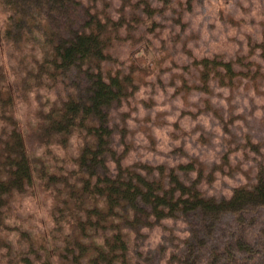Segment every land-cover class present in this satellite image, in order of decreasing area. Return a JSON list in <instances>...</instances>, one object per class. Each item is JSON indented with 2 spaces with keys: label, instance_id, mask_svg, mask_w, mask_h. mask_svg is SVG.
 I'll use <instances>...</instances> for the list:
<instances>
[{
  "label": "trees",
  "instance_id": "16d2710c",
  "mask_svg": "<svg viewBox=\"0 0 264 264\" xmlns=\"http://www.w3.org/2000/svg\"><path fill=\"white\" fill-rule=\"evenodd\" d=\"M195 1L0 0V264H264L259 141L246 133L226 149L223 158L251 153L256 166L219 195L206 188L218 169L196 157L133 155L136 133L147 143L155 126L128 125V115L155 76L167 73L181 109L210 84L231 96L264 83V28L218 0L213 17L234 32L228 38L241 29L243 44L195 51L185 44L194 34L179 36ZM259 4L252 13L262 23ZM168 11L176 31L158 21ZM32 200L44 221L28 225L17 213Z\"/></svg>",
  "mask_w": 264,
  "mask_h": 264
},
{
  "label": "rangeland",
  "instance_id": "374dc122",
  "mask_svg": "<svg viewBox=\"0 0 264 264\" xmlns=\"http://www.w3.org/2000/svg\"><path fill=\"white\" fill-rule=\"evenodd\" d=\"M227 1L228 3L225 6L228 7L230 13L238 15L245 13L246 17L248 16L247 25L259 23L264 28V22L260 23L257 17H253L252 13V7L260 3L259 6L262 13L260 21H264V0H255V4L253 0ZM218 4V0H196L192 10L185 14L188 28L185 32L180 31L179 36L184 38L188 33L194 34V37L186 39L185 44L188 47L193 48L195 51H203L206 48H214L220 40L237 41L238 46L243 44L240 35L241 29L235 32L233 38H228L234 32L231 31L229 26L213 17L218 12ZM221 5L224 6L223 4ZM215 11L217 12L214 13ZM170 14L171 11H168L165 15L160 16L158 21H162L166 26L176 31L177 26L170 24L168 17ZM252 17L255 19L254 22L248 23ZM180 44L181 42L178 45ZM16 54L17 49L15 48L11 51V56L13 57ZM175 55L182 57L179 48ZM182 59L187 60L183 57ZM168 79L167 73L155 76L152 79L155 84L151 83L152 91L154 92L151 91L149 84L145 88L141 87L137 97L138 99H144L141 101L142 108L138 106L128 115V118H130L128 125L134 124L135 127L139 126L140 129L144 127L140 126L142 123H147L145 125L149 128L150 126H155L153 130L148 131L150 141L147 143H145L146 140L143 136L136 133L137 136L134 139L142 141V144L133 154L134 157H142L154 163L162 161L173 163L178 160L196 157L204 164L206 171L211 166L218 169L214 170L213 179L206 185L209 193L217 195L228 193L232 186L252 179L256 161L252 158L251 153L245 157L236 150L230 155L228 153L224 158L222 155L227 148L239 146L246 133L259 141V147L264 149V83H260L258 89L252 91L238 88L234 90L231 96H228V88L211 86L210 84V94H203L199 90L190 92L189 96L187 95L188 101L185 106L188 109H181L184 106L183 100L179 96H171V90L174 86L168 84ZM218 88H223L225 91H217ZM250 92L253 94H250ZM193 95L197 97L196 100L189 99ZM220 98L224 99V104L220 102ZM205 99L209 101L212 108L219 111V116L202 109ZM20 102L21 104L18 107L20 109L19 114L22 111V114L25 115L28 105L22 100ZM238 108L242 109V111H238ZM199 116L209 118V123L214 125L213 132L204 128L202 121L198 120ZM213 117H216V119H213ZM193 121H196V123L193 124ZM216 123L218 124V131H215ZM199 129L201 134L197 137V141L200 143L201 148L197 149L196 153H193L189 145L195 147V141L192 143L186 137L189 131L195 132ZM210 150L214 158L210 161L202 159L201 157H205ZM20 207V211L18 209L17 214L24 223L29 225L39 221L40 224V222L44 221V218H42L44 209L34 203V200L32 202H23ZM148 243L154 245L157 242L149 237Z\"/></svg>",
  "mask_w": 264,
  "mask_h": 264
},
{
  "label": "clouds",
  "instance_id": "9594fccd",
  "mask_svg": "<svg viewBox=\"0 0 264 264\" xmlns=\"http://www.w3.org/2000/svg\"><path fill=\"white\" fill-rule=\"evenodd\" d=\"M217 91H225V90L223 88H218ZM225 94L227 95V93H225ZM250 94H253V93L250 92ZM196 98L197 97L195 95L189 97L190 100H196ZM214 99H215V97H214ZM220 102L223 103V104L225 103L224 99H221V98H220ZM237 110L238 111H242V109H239V108ZM213 119H216V117H213ZM198 120L202 121L205 129L211 130L213 132V130H214L213 126L214 125L212 123L211 124L209 123V118L208 117L199 116ZM195 123H196V121H193V124H195ZM215 131H218V124L217 123H216ZM200 134H201V130L200 129L198 131L196 130L195 132L189 131L188 136L186 137V139L190 140L192 143H193V141H195V147H191V145H189L190 150L193 153H196L197 149L201 148L200 143L197 141V137L200 136ZM189 137H190V139H189ZM201 158L202 159H206L207 161H210L214 157H213V154H212V152L210 150L209 153H207L205 155V157H201ZM193 175H194V173H193Z\"/></svg>",
  "mask_w": 264,
  "mask_h": 264
}]
</instances>
